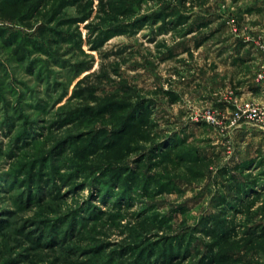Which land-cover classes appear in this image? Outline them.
<instances>
[{
    "label": "rangeland",
    "instance_id": "1",
    "mask_svg": "<svg viewBox=\"0 0 264 264\" xmlns=\"http://www.w3.org/2000/svg\"><path fill=\"white\" fill-rule=\"evenodd\" d=\"M99 2L94 0L91 16L83 23L74 22L83 16V9L73 0L49 7L36 0V9L29 10L24 21H0L5 38L20 34L17 45L0 35V264H31V260L63 264L65 250L75 247L78 259L83 260L99 243L111 253L126 243V236L112 227L101 229L95 239L87 234L94 225L88 217L89 206L103 211L109 206L94 197L96 178H105L71 168L78 150L91 139L75 131L74 113L81 108L129 99L136 106L142 98L154 103L150 105L154 119L164 129L170 128L169 137L191 134L198 142L210 140L206 152L214 148L220 158L207 179L199 185L182 184V197L165 195L155 202L165 213L190 209L187 225L215 211L213 197L223 191L220 168L250 160L256 175L260 169L255 163L264 162V132L245 122L232 125L239 104L264 103V92L249 95L245 89L264 66L260 49L264 0H210L192 11L193 18L183 30L174 29L170 18L167 24L160 18L146 21L159 8L147 1L137 17L144 21L125 32L114 26L95 29ZM178 2L167 4L176 7ZM249 8L254 11L249 13ZM60 34L65 36L60 38ZM162 92H173L177 102L169 103ZM50 137L59 142L55 148L69 163L52 160L49 164L55 162L69 180L61 184L50 177L40 189L19 184L24 177L13 176L15 163L24 154H34ZM261 184L257 190L263 193L264 181ZM52 188L51 197L47 196V189ZM121 192L114 189L116 194ZM37 195L40 202L28 198ZM131 197V205L123 212L139 219L147 216L152 203L136 192ZM182 221L178 216L175 229ZM131 223L128 218L122 222L124 226ZM43 232L46 238L41 243L53 246L41 251L26 236L42 238ZM163 237L152 233L149 242L162 243Z\"/></svg>",
    "mask_w": 264,
    "mask_h": 264
},
{
    "label": "trees",
    "instance_id": "2",
    "mask_svg": "<svg viewBox=\"0 0 264 264\" xmlns=\"http://www.w3.org/2000/svg\"><path fill=\"white\" fill-rule=\"evenodd\" d=\"M42 1L49 7L62 0ZM147 1L159 8L155 17L150 16L146 21L160 18L167 24L170 18L174 29L183 30L193 18L192 11L206 6L210 0H179L176 7L167 4L170 0H100L97 7L99 24L95 29L103 31V27L114 26L119 32L128 31L129 27L144 21L145 18L140 21L137 17ZM73 2L83 9L80 11L83 16L74 22H86L94 9V0ZM0 3V21L6 23L24 21L29 10L34 11L37 7L36 0H2ZM253 11L254 8L248 9L249 13ZM261 11V8L257 10ZM192 30L194 32V27ZM5 34L4 30L0 31L5 41L18 44L20 34L9 38H5ZM162 93L169 103L177 102L173 92ZM150 105L154 103L142 98L136 106L131 104V99L123 102L105 100L74 113L75 131L85 133L81 138L86 135L91 139L78 150L71 168L104 177V180L96 178L94 197L109 206L106 211L93 204L89 206L88 217L94 225L87 234L95 239L101 229L112 227L126 236V243L113 253L99 243L83 260L78 259L74 247L64 251L63 264H263L264 192H258L257 187L264 181V162L255 163L260 169L256 175L252 173L254 162L250 160L220 168L218 175L223 178V191L213 197L215 211L207 212L195 218L193 225H187L190 209L181 207L165 213L155 202L165 195L182 197L185 194L182 184H202L220 153H215L214 148L212 152H206V146L210 144L207 139L198 142L191 134L169 137L170 128L164 129L162 122L154 119ZM164 124L168 126L170 121L166 119ZM199 125L210 126L207 123ZM58 143L50 137L34 154H24L15 163L13 176L24 177L19 184L40 189L39 185H46L50 177H56L61 184L69 180V175L61 173L55 162L49 164L52 160L69 163V159L60 154V148H55ZM200 144L206 146L202 148ZM26 145L32 144L27 142ZM44 176L47 179L43 180ZM54 188L58 189L57 186ZM54 188L47 189V196L51 197ZM115 188H120L121 194L114 193ZM133 192L143 201L152 203L148 207L150 213L140 219L136 214L123 212L131 205ZM28 198L41 201L38 195ZM113 198L116 201L111 202ZM178 216H182L183 221L175 229ZM127 218L132 222L131 226L122 224ZM152 233L164 234L163 242H149ZM45 235L43 232L42 238L30 235L26 238L44 251L53 246L47 241L41 243ZM37 257L35 255L34 259ZM31 264L37 263L31 260Z\"/></svg>",
    "mask_w": 264,
    "mask_h": 264
},
{
    "label": "built area",
    "instance_id": "3",
    "mask_svg": "<svg viewBox=\"0 0 264 264\" xmlns=\"http://www.w3.org/2000/svg\"><path fill=\"white\" fill-rule=\"evenodd\" d=\"M260 49L264 56V45H262ZM257 82L264 84V66L258 76ZM262 92H264V87L262 88ZM233 120L232 125L234 126H237L241 122H245L251 127L264 132V103L245 102L239 104L235 109ZM212 125L215 126V123L212 122Z\"/></svg>",
    "mask_w": 264,
    "mask_h": 264
},
{
    "label": "crops",
    "instance_id": "4",
    "mask_svg": "<svg viewBox=\"0 0 264 264\" xmlns=\"http://www.w3.org/2000/svg\"><path fill=\"white\" fill-rule=\"evenodd\" d=\"M263 87L264 84L258 83L257 80H254L251 84H249V82L245 84V89L248 91L250 90L248 93L249 95L258 94L259 92L262 93Z\"/></svg>",
    "mask_w": 264,
    "mask_h": 264
}]
</instances>
